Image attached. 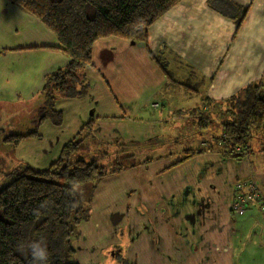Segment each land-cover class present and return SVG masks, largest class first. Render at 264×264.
Masks as SVG:
<instances>
[{
    "label": "crops",
    "instance_id": "0c3cea01",
    "mask_svg": "<svg viewBox=\"0 0 264 264\" xmlns=\"http://www.w3.org/2000/svg\"><path fill=\"white\" fill-rule=\"evenodd\" d=\"M208 1L182 0L149 28L146 44L118 38L96 41L92 65L85 69L91 84L88 95L57 100L54 110L62 113V125L47 120L38 130L39 139H25L11 148L19 163L2 167L1 175L22 165L47 167L90 121H94L92 138L118 156L121 151L130 157L126 147L157 138L161 124L178 119H163L165 93L184 89L167 84L152 61L151 56L162 50L177 80L193 74V82L208 81L199 91L202 113L219 126L220 132L212 135L219 137L223 120L215 119L216 102L249 84H260L264 94V0H231L248 6L239 29ZM58 47L54 34L35 17L10 0H0V50L9 51L0 55L1 107L21 111L43 97L45 76L68 61L52 50ZM206 100L213 108L207 107ZM154 103L156 108L151 106ZM219 150L206 151L164 172L174 159L132 163L102 179L92 195L93 214L80 223L73 241L77 262L84 264L85 258L98 255L99 250L91 253L90 248L97 241L104 248L108 245L104 237L114 230L127 237L122 247L132 264H239L234 262L230 242L233 233L238 241L241 230L254 220L264 235V216L256 203L242 215L233 213L230 203L234 184L246 178L254 177L264 194V129L248 141L244 159L223 158ZM191 215L198 224L188 222ZM114 241L120 242L115 236Z\"/></svg>",
    "mask_w": 264,
    "mask_h": 264
},
{
    "label": "trees",
    "instance_id": "16d2710c",
    "mask_svg": "<svg viewBox=\"0 0 264 264\" xmlns=\"http://www.w3.org/2000/svg\"><path fill=\"white\" fill-rule=\"evenodd\" d=\"M10 1L50 30L59 43V47L52 50L61 52L68 59L65 66L44 78V104L37 109L32 120L33 130L2 138L3 144L15 149L22 140L39 139L38 130L45 121L49 120L56 127L62 125V113L54 110L57 100L82 99L88 95L91 84L85 69L92 65V47L96 41L118 38L146 44L149 28L182 0ZM208 6L234 20L236 29L248 11V6H240L231 0H209ZM8 52L0 50V55ZM151 59L171 86H182L199 93L200 88L208 83L204 79L193 82V74L182 82L177 80L168 68L163 50ZM206 104L213 108L211 101L206 100ZM215 105H218L216 115L223 120L222 134L212 137L213 141L205 148L184 150L162 172L206 151L220 149L223 158L237 160L248 155V141L255 132L264 129L261 85L249 84ZM208 117H202L199 125L207 126L210 123ZM93 127L94 121L85 123L47 167L34 169L22 165L4 175L8 183L0 189V264H40L32 257L30 246L33 243H46L49 255L45 264H79L75 260L73 241L78 236L77 227L90 218V204L96 186L105 177L131 165L128 156L115 158L109 169L100 165L98 159L89 162L82 158L72 159L80 145L92 138Z\"/></svg>",
    "mask_w": 264,
    "mask_h": 264
},
{
    "label": "rangeland",
    "instance_id": "374dc122",
    "mask_svg": "<svg viewBox=\"0 0 264 264\" xmlns=\"http://www.w3.org/2000/svg\"><path fill=\"white\" fill-rule=\"evenodd\" d=\"M177 79L179 78L177 77ZM42 105L43 97L38 96L21 111H14V108L0 106V169L10 166L14 168L19 163L14 158L11 146L1 142L2 138L9 134L22 135L32 131L34 127L32 120L36 110ZM161 108L163 119L168 120L171 116H176L178 119L161 124V132L157 138L144 140L145 142L139 143V146L129 145L128 148L126 147L124 150L130 152L131 155L128 157L130 164L145 162V160L151 162V160L162 157L171 158L175 161L186 149H198L201 145L203 148L207 147L213 141L212 135L220 132V128L216 123L210 122L207 126L199 125L200 117H205V114L202 113V98L199 93L180 87L172 88L165 93ZM214 114L215 119H217L218 116L216 113ZM203 142H206V144L204 145ZM122 153L118 151V154H120L118 156L110 147L103 145L95 138L89 137L80 145L71 158H82L87 162L98 159L100 165H104L109 169L115 158H127ZM7 183L8 178L0 174V189ZM90 214H93L91 210ZM190 222L192 225H196L198 219L190 218ZM258 226L254 220L247 223L246 228H243L239 233L238 241L233 233L230 242L233 241L234 244V262H239V264H264V235H260L257 231ZM193 232L195 235L194 229ZM122 235L121 232L115 233L114 230L112 235H104V238H107L108 245L105 243L106 246L100 249L103 244L99 241L95 242L90 248V252L93 253L99 250L100 255L85 258L84 264H132L126 261V257H124L122 246L127 244L128 239L126 236L122 237ZM114 236L120 242L114 241ZM90 245L88 244V246ZM95 247H98V249H95ZM118 256H121V259Z\"/></svg>",
    "mask_w": 264,
    "mask_h": 264
},
{
    "label": "built area",
    "instance_id": "2783aa9c",
    "mask_svg": "<svg viewBox=\"0 0 264 264\" xmlns=\"http://www.w3.org/2000/svg\"><path fill=\"white\" fill-rule=\"evenodd\" d=\"M156 108L158 104L151 105ZM251 203L259 205L260 211L264 216V194L254 177L239 180L234 184L231 211L237 214L244 213L247 206Z\"/></svg>",
    "mask_w": 264,
    "mask_h": 264
},
{
    "label": "clouds",
    "instance_id": "9594fccd",
    "mask_svg": "<svg viewBox=\"0 0 264 264\" xmlns=\"http://www.w3.org/2000/svg\"><path fill=\"white\" fill-rule=\"evenodd\" d=\"M32 257L35 261H39L40 264H45L48 260V250L46 243H33L30 246Z\"/></svg>",
    "mask_w": 264,
    "mask_h": 264
},
{
    "label": "flooded vegetation",
    "instance_id": "af4514ba",
    "mask_svg": "<svg viewBox=\"0 0 264 264\" xmlns=\"http://www.w3.org/2000/svg\"><path fill=\"white\" fill-rule=\"evenodd\" d=\"M234 190V189H233ZM232 197H233V194H232ZM231 203H232V198H231ZM231 203H230V205H231ZM202 209H204V207H202ZM231 209V208H230ZM199 212H201V211H199ZM233 212V211H232ZM234 213V212H233ZM235 214H237V213H235ZM243 213H241V214H237V215H242ZM190 218H194V215H191V216H188V222L189 223H191L190 222Z\"/></svg>",
    "mask_w": 264,
    "mask_h": 264
}]
</instances>
